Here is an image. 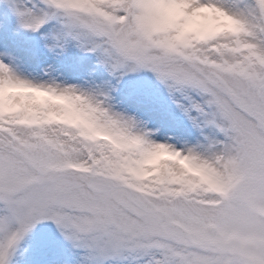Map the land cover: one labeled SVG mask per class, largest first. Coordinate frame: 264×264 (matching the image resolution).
<instances>
[{"label":"snow or ice","instance_id":"1","mask_svg":"<svg viewBox=\"0 0 264 264\" xmlns=\"http://www.w3.org/2000/svg\"><path fill=\"white\" fill-rule=\"evenodd\" d=\"M6 2L23 28L52 25L56 46L78 42L113 77L149 70L187 101L211 134L179 149L215 181L140 174L136 149L74 123L0 117V264L44 222L79 251L77 264H264V0H197L240 31L184 44L153 31L152 0ZM85 90L102 126L127 123L102 87Z\"/></svg>","mask_w":264,"mask_h":264},{"label":"clouds","instance_id":"2","mask_svg":"<svg viewBox=\"0 0 264 264\" xmlns=\"http://www.w3.org/2000/svg\"><path fill=\"white\" fill-rule=\"evenodd\" d=\"M148 7L151 28L172 44L196 41L219 31H240L236 21L214 8L198 6L197 0H152ZM99 108L102 105L79 85L35 81L21 76L10 65L0 66V117L22 122L74 123L89 134L109 136L136 149L141 155L140 174L156 171L164 175L177 169L205 182L215 181L211 168L182 155V150L173 144L152 139V131L142 127L134 116L127 115V123L119 128L102 126L101 120L107 117ZM120 129L131 136H141L147 143L123 135Z\"/></svg>","mask_w":264,"mask_h":264},{"label":"rangeland","instance_id":"3","mask_svg":"<svg viewBox=\"0 0 264 264\" xmlns=\"http://www.w3.org/2000/svg\"><path fill=\"white\" fill-rule=\"evenodd\" d=\"M4 1L5 9L13 11L6 0ZM16 17L18 16L15 14ZM15 29L18 30L17 41L21 39L26 42L30 41V56L36 53L38 63H29L26 68H29L30 74H28L31 76L38 73L39 80L37 81H55L65 85H79L85 89L100 86L108 92L109 102L116 111L126 115L134 114L135 117H143V114L149 118L153 117L156 125L152 123L151 126L147 123L146 117L141 119V123L146 121L143 123L144 127L152 131V139L173 144L178 149L185 147V145L191 146L186 138V132L195 124L192 117H195L197 113L189 114L186 112L181 107V103L187 104V101H183L178 95L169 92L168 88L151 71L141 70L128 73L122 77H113L100 63L98 54L93 53L94 56L90 60L97 63L100 71V76L93 78L84 72L83 63L78 62L85 49L79 47L78 42L74 40L68 41L63 47L56 46L57 41L51 35L52 25L46 26L39 35H37L38 32H21L17 27ZM0 59L5 62V59H8L7 52L0 53ZM29 66L33 71L30 70ZM46 66L48 67L46 68ZM106 82H110V85ZM103 85L109 87L104 88ZM170 117L175 122H178L176 119L180 117L179 121L181 120L180 123L182 122V124L173 126L172 121L173 127L168 128ZM50 223L52 222L38 224L37 226L40 227L34 229L22 241L12 264H30L25 259L27 256H30L35 264H40L48 259H56L58 264H77L79 251L74 249L61 235L58 238H47L46 241L37 237V232L44 231L45 226ZM51 225L55 224L52 223ZM67 249L73 252V256L63 260V255Z\"/></svg>","mask_w":264,"mask_h":264},{"label":"bare ground","instance_id":"4","mask_svg":"<svg viewBox=\"0 0 264 264\" xmlns=\"http://www.w3.org/2000/svg\"><path fill=\"white\" fill-rule=\"evenodd\" d=\"M10 19L11 18H9V15L6 12L4 4L0 0V44L4 45V46H2V48L0 47L2 49V50H0V53L7 52L8 59L5 60V63L10 65L13 68V70L16 71L18 74H20L21 76L27 77L29 79H32V80L39 79L38 73H35L34 75L31 76V75H29L30 74L29 70H28L29 68H26V66L29 63L32 64V63H35L37 61L36 56H33V55L30 56V54H29V42L27 43L23 39H21L22 42H21V40L17 41L16 34H17L18 30L15 29V24L18 25V22H17V20L12 22V20H10ZM93 61L94 60L83 61L84 62L83 66H85L84 72L88 73L90 77L97 78L98 76H100L99 75L100 71L98 69L97 63H95ZM47 67L48 66H46V68ZM30 70L33 71V69L31 67H30ZM106 84L110 85V82H106ZM103 87L106 88L109 86L103 85ZM193 95H195V94H193ZM196 98L199 99V97H196ZM130 116L135 117L134 114H132ZM157 116H159V114H157ZM144 117L147 118L146 119L147 123L150 126L152 125V123H153V125H156L155 124L156 121L153 120V117L149 118L146 115H144ZM142 118L143 117H136V119L140 122V125L142 127H144L143 123H146V121L141 123ZM170 119L171 120L168 123V128L182 124V122L180 123L181 120L179 121L180 117H179V119H176V121H178V122H175V120L172 119L171 117H170ZM172 121H173V126L171 125ZM186 133H187L186 138L189 141L190 145L192 146V145H195L197 143H206L205 137L211 134V129L204 128L202 125L198 126L195 123L193 126H191V128H189V131ZM48 232H50V231H48ZM56 233H57V231L55 229H53L52 234L44 235V233H42L40 235V238L46 239L51 235H55Z\"/></svg>","mask_w":264,"mask_h":264}]
</instances>
